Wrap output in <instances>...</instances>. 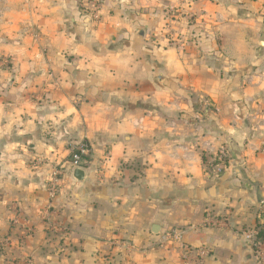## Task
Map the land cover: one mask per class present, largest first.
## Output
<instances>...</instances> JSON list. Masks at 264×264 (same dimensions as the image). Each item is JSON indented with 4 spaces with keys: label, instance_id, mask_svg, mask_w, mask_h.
<instances>
[{
    "label": "crops",
    "instance_id": "0c3cea01",
    "mask_svg": "<svg viewBox=\"0 0 264 264\" xmlns=\"http://www.w3.org/2000/svg\"><path fill=\"white\" fill-rule=\"evenodd\" d=\"M263 145L264 0H0V264H262Z\"/></svg>",
    "mask_w": 264,
    "mask_h": 264
},
{
    "label": "built area",
    "instance_id": "2783aa9c",
    "mask_svg": "<svg viewBox=\"0 0 264 264\" xmlns=\"http://www.w3.org/2000/svg\"><path fill=\"white\" fill-rule=\"evenodd\" d=\"M89 1V2H87ZM86 4L93 3V8H96L97 5L100 6L102 3V0H87ZM89 6V5H88ZM99 8V7H98ZM97 8V9H98ZM96 10V9H94ZM167 14L173 15L176 13V8H171L167 10ZM90 152V147L86 143H80L76 147L73 148V150L70 153V164L72 169L76 168H83L84 163L86 162V156ZM261 152L264 153V145L262 146ZM224 158L225 155L221 154L217 157L215 161L211 163V169H213L214 173L216 175H220L224 170ZM65 174V168H59L53 173L52 181L50 182L49 187V194L50 198L54 199L56 198L59 189H60V179ZM12 224L14 226H20V219L19 214L16 213L15 217L12 220ZM206 224L208 226L218 227L221 225V221L214 217L210 216L208 217V220L206 221ZM21 227V226H20ZM23 230V238L26 239V237L31 236L33 234V229L28 226L26 223L21 227ZM49 230L61 232L63 229L61 226H58L57 224H51L49 226ZM246 242L251 247L255 258L258 262L264 264V232L262 234V231L259 228L251 229L250 231H247L245 234ZM164 240L167 242H171L172 244H179V251L181 254V261L183 264H204L206 258L209 256V249L205 247H193L191 245L186 244L183 241L182 231L173 229L171 231H168L164 235ZM11 245V238L10 237H3L0 239V252L5 251L8 247ZM17 264H35L34 260L32 258H26L23 261H18Z\"/></svg>",
    "mask_w": 264,
    "mask_h": 264
},
{
    "label": "rangeland",
    "instance_id": "374dc122",
    "mask_svg": "<svg viewBox=\"0 0 264 264\" xmlns=\"http://www.w3.org/2000/svg\"><path fill=\"white\" fill-rule=\"evenodd\" d=\"M86 1L87 0H82V3H83V7H84V9L85 10H88V11H90V12H93V13H96L97 11H99V9H100V7L102 6V4H103V0L101 1L102 3L100 4V6L99 5H97L96 6V8H94V9H96V10H94V9H91V8H93V3L91 4V3H88V5L86 4ZM87 2H89V1H87ZM99 7V8H98ZM98 8V9H97ZM171 8H175V7H170V8H168L167 10H169V9H171ZM168 12V11H167ZM170 16H172V15H169L168 16V18H170ZM3 252V251H2Z\"/></svg>",
    "mask_w": 264,
    "mask_h": 264
},
{
    "label": "water",
    "instance_id": "95a60500",
    "mask_svg": "<svg viewBox=\"0 0 264 264\" xmlns=\"http://www.w3.org/2000/svg\"><path fill=\"white\" fill-rule=\"evenodd\" d=\"M73 176L75 179L81 181L84 179V171L81 168H76L73 170Z\"/></svg>",
    "mask_w": 264,
    "mask_h": 264
},
{
    "label": "trees",
    "instance_id": "16d2710c",
    "mask_svg": "<svg viewBox=\"0 0 264 264\" xmlns=\"http://www.w3.org/2000/svg\"><path fill=\"white\" fill-rule=\"evenodd\" d=\"M262 234H263V232H262Z\"/></svg>",
    "mask_w": 264,
    "mask_h": 264
}]
</instances>
